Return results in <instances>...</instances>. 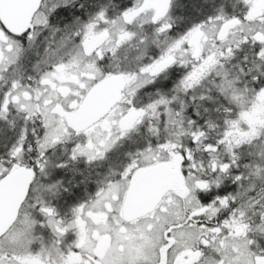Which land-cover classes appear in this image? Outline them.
I'll return each mask as SVG.
<instances>
[{
	"label": "snow or ice",
	"instance_id": "snow-or-ice-1",
	"mask_svg": "<svg viewBox=\"0 0 264 264\" xmlns=\"http://www.w3.org/2000/svg\"><path fill=\"white\" fill-rule=\"evenodd\" d=\"M0 264H264V0H0Z\"/></svg>",
	"mask_w": 264,
	"mask_h": 264
}]
</instances>
